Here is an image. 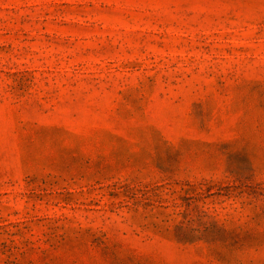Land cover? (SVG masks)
I'll return each instance as SVG.
<instances>
[{"label": "rangeland", "instance_id": "1", "mask_svg": "<svg viewBox=\"0 0 264 264\" xmlns=\"http://www.w3.org/2000/svg\"><path fill=\"white\" fill-rule=\"evenodd\" d=\"M0 264H264V0H0Z\"/></svg>", "mask_w": 264, "mask_h": 264}]
</instances>
